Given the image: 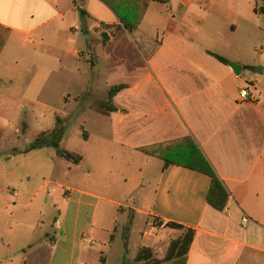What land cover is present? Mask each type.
I'll return each instance as SVG.
<instances>
[{
  "label": "crops",
  "instance_id": "crops-1",
  "mask_svg": "<svg viewBox=\"0 0 264 264\" xmlns=\"http://www.w3.org/2000/svg\"><path fill=\"white\" fill-rule=\"evenodd\" d=\"M260 1H151L143 17L166 3L180 25L153 44L123 28L102 0H0V26L9 29L0 60L17 46H73L79 30L77 5L88 14L84 19L114 30L105 44L99 42V51L109 88L121 83L126 88L113 97L116 110L107 115L118 127L120 146L144 156L127 165L130 183L125 187L100 183L95 192L90 186L58 185L63 190L55 189L54 197L45 203L57 211L50 230L38 231L40 212L30 219L27 215L35 199L47 191V183L29 190L27 202H23V193L28 189L21 184L22 194L15 191L10 199H1L0 264H141L139 247L150 248L158 259H164L187 230L192 231V239L184 264H264V26L258 16L263 12ZM185 29L190 33L184 35L181 30ZM257 43L263 48L254 47L259 52L254 57L252 47ZM209 52L228 62H220ZM230 62L241 66L239 75L228 66ZM258 66L261 74L254 71ZM153 82L159 85H150ZM245 87L250 99L239 100V91ZM154 94L157 98L143 97ZM186 136L193 139L199 155L217 175L211 198L222 205L220 209L207 201L211 187L207 174L175 163L164 167L161 158L137 150ZM87 164L88 175L101 177L110 172L109 162L100 156ZM127 200L131 204L124 203ZM126 209L132 211L125 224L128 230L123 233L124 225L119 236L118 219ZM134 214L146 216L141 237L147 242L132 250ZM243 216L248 217L244 226ZM67 217L71 227L64 225L63 229ZM171 230L180 233L166 239ZM119 238L121 247L116 245Z\"/></svg>",
  "mask_w": 264,
  "mask_h": 264
},
{
  "label": "rangeland",
  "instance_id": "rangeland-1",
  "mask_svg": "<svg viewBox=\"0 0 264 264\" xmlns=\"http://www.w3.org/2000/svg\"><path fill=\"white\" fill-rule=\"evenodd\" d=\"M259 5L263 7V12L258 16L264 26V0ZM156 7L157 12L150 11L143 17L137 30L132 32L134 37L155 44L180 29V25L172 19L168 4ZM77 19L79 30L73 46L68 43L17 46L14 52L10 51L0 60V205L1 199H10L15 191L22 194L21 184L28 189L23 193L26 194L23 202H27L29 190L47 183V191L44 189L40 199L37 197L36 202L33 201L32 210L27 211L28 219L40 212L38 231L54 227L56 217L53 215L57 211L45 203L54 197L55 189L90 186L97 192L100 183L125 187L130 183L127 165L137 163L138 159L144 157L120 146L116 137L118 127H115L113 117L102 114L104 110L98 105L101 101H107L109 89L107 67L99 51V42L102 43L100 33L106 32L109 38L114 35V30H105L94 21L79 16ZM80 28L87 29V32ZM181 31L184 35L190 33L186 29ZM262 46V43L253 46L251 55L258 56L259 52L254 47L262 49ZM72 48L76 51H72ZM150 85L159 84L153 82ZM147 96L157 98L158 95H143L144 98ZM57 118L62 120L60 148L81 155L78 164L57 156L52 147L26 151L40 133L50 131L55 126ZM83 135H90L89 140L84 139ZM98 156L109 162L110 172L101 177L94 173L88 175L86 168L89 159ZM45 191L50 194H45ZM63 192L67 193V190ZM76 197L77 194H72V198ZM131 201L124 203L131 204ZM131 212L126 209L119 217V236ZM83 219L86 220L85 217ZM69 221L68 217L62 221L63 229L69 225L71 227ZM145 222V215L134 214L129 240L132 250L147 242L141 237ZM127 230L128 225H125L123 233H127ZM179 233L171 230L165 234V238L175 237ZM116 245H123L121 238ZM155 259H158L157 255Z\"/></svg>",
  "mask_w": 264,
  "mask_h": 264
},
{
  "label": "trees",
  "instance_id": "trees-1",
  "mask_svg": "<svg viewBox=\"0 0 264 264\" xmlns=\"http://www.w3.org/2000/svg\"><path fill=\"white\" fill-rule=\"evenodd\" d=\"M117 16L120 24L130 34L140 24L148 6L151 1L165 2L166 0H102ZM79 17L84 19L88 16L85 9L80 5H77ZM99 26L104 27L103 23H99ZM119 27H116V30ZM9 29L0 26V52L8 38ZM102 44H105L108 39V34L104 31L100 33ZM217 60L226 64L228 61L224 57L209 52ZM252 70V68H249ZM264 71V70H263ZM126 88V85L121 83L111 86L107 91V101H101L98 103L100 108H103L102 114H108L116 110L113 105V97L122 89ZM62 120L56 119L55 126L50 131L40 133L28 146L27 152L34 149H41L44 147H52L55 150L57 156L70 161L74 164L80 163L82 157L77 153H72L60 148V142L62 137ZM86 139V136L83 135ZM138 151L161 158L164 161V167L170 163H175L181 166L188 167L207 174L211 178V187L207 196V201L214 207L220 209L222 205H218L212 202L211 193L212 186L218 178L213 168L209 165L205 159L199 155L198 149L190 136L183 138L173 139L160 144H152L141 146L137 148ZM166 226L174 229H183L182 225L175 223H166ZM127 236H125V240ZM192 239V231L187 230L184 236L176 241L171 247L167 256L164 259H155V252L147 247H139L137 258L141 264H184L185 254L187 252L189 243Z\"/></svg>",
  "mask_w": 264,
  "mask_h": 264
},
{
  "label": "built area",
  "instance_id": "built-area-1",
  "mask_svg": "<svg viewBox=\"0 0 264 264\" xmlns=\"http://www.w3.org/2000/svg\"><path fill=\"white\" fill-rule=\"evenodd\" d=\"M246 99H250V91L249 88L245 87L240 89L239 91V100H246ZM15 195V192H13ZM248 221V217L247 216H243L241 219V223L244 226Z\"/></svg>",
  "mask_w": 264,
  "mask_h": 264
},
{
  "label": "water",
  "instance_id": "water-1",
  "mask_svg": "<svg viewBox=\"0 0 264 264\" xmlns=\"http://www.w3.org/2000/svg\"><path fill=\"white\" fill-rule=\"evenodd\" d=\"M228 66L232 69V71L234 72V74H236V75H239L240 74L241 66H239V65H237V64H235L233 62L228 63ZM254 71L257 72V73H259V74H261L262 69H261L260 66H258V67H255L254 68Z\"/></svg>",
  "mask_w": 264,
  "mask_h": 264
}]
</instances>
